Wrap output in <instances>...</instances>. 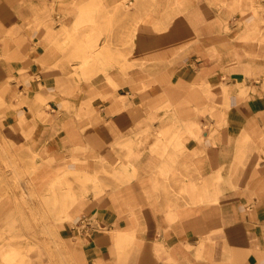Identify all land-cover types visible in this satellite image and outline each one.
<instances>
[{"label":"crops","instance_id":"0c3cea01","mask_svg":"<svg viewBox=\"0 0 264 264\" xmlns=\"http://www.w3.org/2000/svg\"><path fill=\"white\" fill-rule=\"evenodd\" d=\"M0 113L79 264H264V0H0Z\"/></svg>","mask_w":264,"mask_h":264},{"label":"rangeland","instance_id":"374dc122","mask_svg":"<svg viewBox=\"0 0 264 264\" xmlns=\"http://www.w3.org/2000/svg\"><path fill=\"white\" fill-rule=\"evenodd\" d=\"M32 156L18 151L8 121L0 113V247L19 245L26 264H53L60 253L68 257L69 264H79L73 245L60 234L61 227L74 219L59 215L58 210L82 194L78 185L83 183L70 171L64 179L40 190L32 175L39 163L33 165ZM11 169L18 172L17 178L9 174ZM44 225L50 227V234L43 231Z\"/></svg>","mask_w":264,"mask_h":264},{"label":"bare ground","instance_id":"6f19581e","mask_svg":"<svg viewBox=\"0 0 264 264\" xmlns=\"http://www.w3.org/2000/svg\"><path fill=\"white\" fill-rule=\"evenodd\" d=\"M8 174V173H7ZM9 174L14 175L17 178L18 172L15 169H11ZM59 215H68V207L67 205L61 206L58 210ZM43 231L47 233H51V229L48 225H44ZM3 247H7V249H3ZM0 247V263L3 264H15L20 262L22 264H26L27 260L23 259L22 252L19 250V245L14 243H6ZM53 264H69L68 257L64 256L60 253V257L57 260H54Z\"/></svg>","mask_w":264,"mask_h":264},{"label":"built area","instance_id":"2783aa9c","mask_svg":"<svg viewBox=\"0 0 264 264\" xmlns=\"http://www.w3.org/2000/svg\"><path fill=\"white\" fill-rule=\"evenodd\" d=\"M73 228L86 234H92L97 226L92 216H82L74 223Z\"/></svg>","mask_w":264,"mask_h":264}]
</instances>
